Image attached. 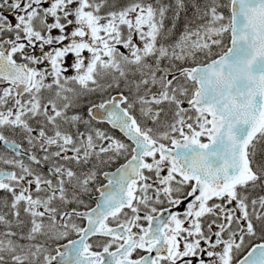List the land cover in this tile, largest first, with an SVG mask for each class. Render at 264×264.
Segmentation results:
<instances>
[{
	"label": "snow or ice",
	"instance_id": "1",
	"mask_svg": "<svg viewBox=\"0 0 264 264\" xmlns=\"http://www.w3.org/2000/svg\"><path fill=\"white\" fill-rule=\"evenodd\" d=\"M0 264H264V0H0Z\"/></svg>",
	"mask_w": 264,
	"mask_h": 264
}]
</instances>
